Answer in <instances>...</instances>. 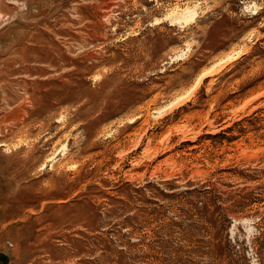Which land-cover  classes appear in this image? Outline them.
<instances>
[{"label": "rangeland", "instance_id": "1", "mask_svg": "<svg viewBox=\"0 0 264 264\" xmlns=\"http://www.w3.org/2000/svg\"><path fill=\"white\" fill-rule=\"evenodd\" d=\"M0 264H264V0H0Z\"/></svg>", "mask_w": 264, "mask_h": 264}, {"label": "trees", "instance_id": "2", "mask_svg": "<svg viewBox=\"0 0 264 264\" xmlns=\"http://www.w3.org/2000/svg\"><path fill=\"white\" fill-rule=\"evenodd\" d=\"M202 208L205 209V211L207 212V208L205 205H203ZM205 217H206V222H208L212 226V228L215 229L213 232V235H218L219 232L221 231V228H220V226H217L215 224L216 222H214V220H213L214 219L213 214H206ZM223 229H224V226H223Z\"/></svg>", "mask_w": 264, "mask_h": 264}]
</instances>
